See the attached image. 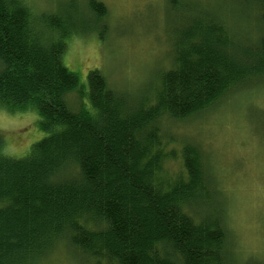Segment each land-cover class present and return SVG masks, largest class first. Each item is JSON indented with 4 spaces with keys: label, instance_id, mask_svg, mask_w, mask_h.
<instances>
[{
    "label": "trees",
    "instance_id": "obj_1",
    "mask_svg": "<svg viewBox=\"0 0 264 264\" xmlns=\"http://www.w3.org/2000/svg\"><path fill=\"white\" fill-rule=\"evenodd\" d=\"M250 4L259 26L246 37L218 14L191 17L159 87L137 99L97 68L84 84L66 66L68 38L88 30L71 14L0 0V109L36 112L47 133L16 158L0 132V264H40L67 246L96 264H236L201 148L184 144L183 169L168 175L162 123L264 77V0ZM87 7L107 15L103 2Z\"/></svg>",
    "mask_w": 264,
    "mask_h": 264
},
{
    "label": "rangeland",
    "instance_id": "obj_2",
    "mask_svg": "<svg viewBox=\"0 0 264 264\" xmlns=\"http://www.w3.org/2000/svg\"><path fill=\"white\" fill-rule=\"evenodd\" d=\"M27 1L37 11L71 14L79 25L88 27L68 38L63 56L84 84L88 72L97 68L112 88L137 99L159 87L162 74L173 64L175 39L191 17L207 11L218 14L244 37L259 26L251 0H96L107 7L101 22L87 7L90 0ZM66 100L75 108V93H69ZM39 118L34 111L0 109L6 155L23 157L47 136ZM162 127L164 140L172 141L166 150L175 154L167 159V174L173 176L183 169L184 144L198 145L218 184L219 198L225 201L235 263L264 264V77L235 89L207 112L183 121L167 118ZM40 264L96 261L67 246Z\"/></svg>",
    "mask_w": 264,
    "mask_h": 264
}]
</instances>
